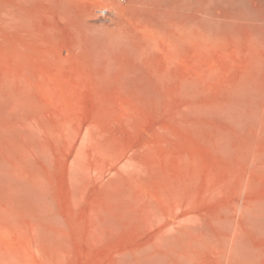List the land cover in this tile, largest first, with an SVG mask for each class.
I'll list each match as a JSON object with an SVG mask.
<instances>
[{"label":"rangeland","instance_id":"1","mask_svg":"<svg viewBox=\"0 0 264 264\" xmlns=\"http://www.w3.org/2000/svg\"><path fill=\"white\" fill-rule=\"evenodd\" d=\"M0 264H264V0H0Z\"/></svg>","mask_w":264,"mask_h":264},{"label":"built area","instance_id":"2","mask_svg":"<svg viewBox=\"0 0 264 264\" xmlns=\"http://www.w3.org/2000/svg\"><path fill=\"white\" fill-rule=\"evenodd\" d=\"M110 14L109 10L106 9V8H100V9H97L95 12H94V15L96 18H101V19H105L108 17V15Z\"/></svg>","mask_w":264,"mask_h":264}]
</instances>
